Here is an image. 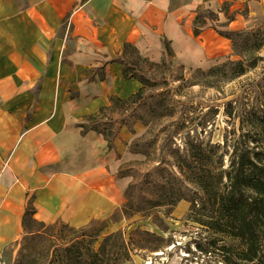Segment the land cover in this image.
<instances>
[{"label": "crops", "instance_id": "crops-1", "mask_svg": "<svg viewBox=\"0 0 264 264\" xmlns=\"http://www.w3.org/2000/svg\"><path fill=\"white\" fill-rule=\"evenodd\" d=\"M171 2L0 0V254L23 235L27 210L73 229L121 211L130 181L118 171L131 135L123 126L109 149L79 126L141 87L116 61L125 44L145 57L165 40L175 53L188 48L203 0Z\"/></svg>", "mask_w": 264, "mask_h": 264}, {"label": "rangeland", "instance_id": "rangeland-1", "mask_svg": "<svg viewBox=\"0 0 264 264\" xmlns=\"http://www.w3.org/2000/svg\"><path fill=\"white\" fill-rule=\"evenodd\" d=\"M171 1L175 7L190 0ZM196 15L200 21L204 17L205 24L195 36ZM206 32L212 36L202 39L200 34ZM219 32L240 36H234L232 43ZM192 33L188 48L179 47L178 54L167 51L163 43L161 52L156 49L150 57L126 49L131 74L141 75L146 84L136 103L107 114L112 116L113 148L123 126L131 135L123 143L118 171L130 182L120 212L93 219L84 227L94 250L107 235L122 232L132 248L128 264H253L240 262L237 243L222 250L229 242L189 216L196 190L182 179L176 165H184L183 158L201 148L208 167L226 169L236 141L242 138L255 146L252 140H264V0L214 4L203 0L194 11ZM240 67L242 75H238ZM173 177L180 178L179 183ZM167 179L171 183L164 192L149 186ZM171 191L183 197L172 207ZM150 199L163 202L151 207ZM128 201L132 209H127ZM26 227L28 232L2 252L5 264H49L59 254L54 248L62 250L74 236L61 224L27 223Z\"/></svg>", "mask_w": 264, "mask_h": 264}, {"label": "trees", "instance_id": "trees-1", "mask_svg": "<svg viewBox=\"0 0 264 264\" xmlns=\"http://www.w3.org/2000/svg\"><path fill=\"white\" fill-rule=\"evenodd\" d=\"M224 14L226 15L227 11ZM201 18L202 21L198 15L195 17L193 25L195 36L205 24L204 17ZM232 20L233 18L229 16L228 21ZM219 35L232 43H234V36H240L236 33L222 32H219ZM163 45L170 52L169 43L166 40ZM128 48L137 52L134 47L125 44L122 55L116 61L124 65L123 77L135 78L141 87L126 99L111 97L109 106L100 107L96 113L84 117L79 126L83 134L94 131L103 136L109 149H113L111 140L113 126L112 116L107 118V114L112 115L118 106L136 103L146 84V80L141 75L131 74L130 62L125 57V51ZM239 70L238 75H242L244 69L240 67ZM251 142L255 143V146L247 145L242 138L236 141L226 169L208 167V161H206L208 157L201 148L191 152L187 159L184 157L182 161L184 165L177 163L176 168L182 179L187 180L196 190V195L198 193L200 195V197L194 195L195 198L190 199L189 216L193 217V221L206 228L212 235H216V238L227 240L229 243L227 246H222V250L228 251L232 249L234 243H237L240 262L264 264V140L259 137ZM257 143L261 145L257 146ZM157 172L161 173L163 170ZM172 180L179 183L180 178L173 177ZM169 183L171 180L167 179L162 182H152L149 186L151 189L164 192ZM171 192H173L170 193L173 196V199H170L172 207L183 200V197L180 193L177 194L178 191ZM149 202L151 207H157L161 206L163 201L150 199ZM127 209H132L129 201ZM123 213H126V210ZM32 215V210H27L23 216L22 224L25 233L29 230L26 227L27 223H39L32 218ZM40 225L44 226L42 223ZM63 228H68L67 231L74 236L64 242L62 250L54 248L59 254L49 264H128L127 262L130 261L132 248L123 240L122 232L107 235L94 250L92 245L94 241L87 239L90 238V235L86 233L88 228L73 229L65 225ZM61 240L65 241L66 238L63 237Z\"/></svg>", "mask_w": 264, "mask_h": 264}, {"label": "built area", "instance_id": "built-area-1", "mask_svg": "<svg viewBox=\"0 0 264 264\" xmlns=\"http://www.w3.org/2000/svg\"><path fill=\"white\" fill-rule=\"evenodd\" d=\"M0 264H5L3 258H2V254H0Z\"/></svg>", "mask_w": 264, "mask_h": 264}]
</instances>
